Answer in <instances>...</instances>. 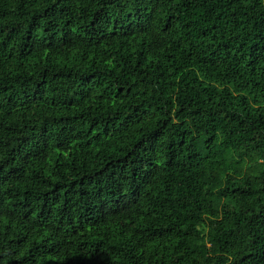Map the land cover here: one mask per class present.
<instances>
[{"label":"trees","instance_id":"trees-1","mask_svg":"<svg viewBox=\"0 0 264 264\" xmlns=\"http://www.w3.org/2000/svg\"><path fill=\"white\" fill-rule=\"evenodd\" d=\"M0 264H264V0H0Z\"/></svg>","mask_w":264,"mask_h":264}]
</instances>
